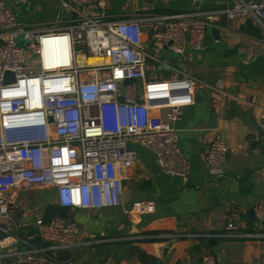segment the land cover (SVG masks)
Listing matches in <instances>:
<instances>
[{"label": "built area", "instance_id": "built-area-1", "mask_svg": "<svg viewBox=\"0 0 264 264\" xmlns=\"http://www.w3.org/2000/svg\"><path fill=\"white\" fill-rule=\"evenodd\" d=\"M71 18L57 17L47 26H24L0 0V264H57L55 254L109 241L205 238H264L244 234L228 224L219 235H142L78 239V227L67 217L35 218L32 237L8 227L20 211L23 190L53 189L64 209L120 207L123 178L132 168L138 143L151 152L160 172L188 181V160L179 145L175 124L195 103V80L188 76L148 79V48L182 55L203 46L206 30L218 16L251 19L264 35V0H233L219 14L189 13L120 21L90 16L105 9L104 0H59ZM152 47L145 46L144 32ZM154 46V47H153ZM90 58L107 64L88 65ZM160 62V61H158ZM161 63V62H160ZM11 73L13 81L6 82ZM222 90L221 82L214 86ZM229 147L215 136L205 160L210 175L222 176ZM152 202L134 204L131 213L150 212ZM253 213L264 223V198ZM48 243V246L43 245ZM200 264H217L207 254Z\"/></svg>", "mask_w": 264, "mask_h": 264}, {"label": "crops", "instance_id": "crops-1", "mask_svg": "<svg viewBox=\"0 0 264 264\" xmlns=\"http://www.w3.org/2000/svg\"><path fill=\"white\" fill-rule=\"evenodd\" d=\"M2 1L24 26H47L57 17L71 18V13L59 0ZM104 1L105 9L90 7L88 15H104L108 20L120 21L189 13L197 7L203 15L219 14L233 2ZM205 5L218 8L202 9ZM243 22L218 16L206 30L202 48L186 50L181 57H176L174 67L166 63L168 51L158 46H153L152 50L148 48V54L161 63L147 60L168 68L173 74L149 79L173 78L175 73V77L188 76L196 82L195 103L183 110L174 126L178 145L188 160V181L163 174L151 152L138 143L130 144L136 159L123 178L121 206L75 210L72 220L78 227V239L114 240L138 237L147 232L219 235L225 233L230 223L240 233L264 234V225L256 221L253 213L255 204L264 198V38L241 33L238 28ZM212 28L218 30V37L213 35ZM148 34L144 32V45L152 47ZM217 82L222 84L221 91L214 89ZM217 135L229 147L222 176L210 175L205 160L209 144ZM144 202L153 203L150 212L131 213L134 204ZM19 213L8 227L36 243L31 233L32 222L28 220L32 216ZM214 241L216 243L212 244ZM169 244L170 248L162 257V250ZM131 248L140 249L161 264H200L207 254L212 255L217 264H264V238L221 237L179 238L169 242L161 239L155 242L109 241L75 250L73 258L58 259L57 264H141L129 253Z\"/></svg>", "mask_w": 264, "mask_h": 264}, {"label": "rangeland", "instance_id": "rangeland-1", "mask_svg": "<svg viewBox=\"0 0 264 264\" xmlns=\"http://www.w3.org/2000/svg\"><path fill=\"white\" fill-rule=\"evenodd\" d=\"M168 58L166 59L167 65L173 66L176 56L174 53L168 51ZM174 67V66H173ZM147 68V78L149 79L151 76H170L172 72L166 67H160L157 63H154L150 60L146 61ZM173 75V74H172ZM175 77V73L174 76ZM181 77V76H177ZM168 79V78H167ZM24 199H21L23 198ZM26 197V198H25ZM28 198V199H27ZM56 192L53 189H35V190H23L18 193V198L16 199L17 204L20 208L19 215L26 214L28 220L32 222V225L35 221V216H40L44 212V208L46 205L53 203L55 204ZM14 219V218H13Z\"/></svg>", "mask_w": 264, "mask_h": 264}, {"label": "water", "instance_id": "water-1", "mask_svg": "<svg viewBox=\"0 0 264 264\" xmlns=\"http://www.w3.org/2000/svg\"><path fill=\"white\" fill-rule=\"evenodd\" d=\"M218 7L216 6H203L202 9H205V10H209V9H217ZM238 30L241 32V33H244L246 35H249L251 37H254V38H258V39H263L264 38V35L262 34V32L260 31L259 27L254 25V23L252 22L251 19H245L243 24H241L238 28ZM213 35L215 37H218V30L216 28H212L211 29ZM174 55L176 57H181L180 54H176L174 53ZM5 81L6 82H10V81H13V75L11 73H6L5 74ZM75 210L74 209H68V213H67V218L70 220V221H73L72 218H73V214H74ZM264 225V223H262ZM32 233V232H31ZM216 241L212 242V244H215ZM43 245L45 246H48L49 244L48 243H44ZM171 244H169L167 247H165L163 250H162V257L165 256L167 250L170 248ZM56 258L59 259V260H64V259H68L70 257V253L68 251H63V252H58L55 254ZM7 264V263H6ZM158 264H161V261H158Z\"/></svg>", "mask_w": 264, "mask_h": 264}, {"label": "trees", "instance_id": "trees-1", "mask_svg": "<svg viewBox=\"0 0 264 264\" xmlns=\"http://www.w3.org/2000/svg\"><path fill=\"white\" fill-rule=\"evenodd\" d=\"M67 209L61 208L56 204L50 203L45 206L42 214L43 220L46 222L54 216L67 217ZM144 235H155V232H147ZM146 241L155 242L157 239H148ZM210 243V242H209ZM207 243V246L210 244ZM132 256H135L141 264H157L158 260L138 248H131L129 252Z\"/></svg>", "mask_w": 264, "mask_h": 264}, {"label": "bare ground", "instance_id": "bare-ground-1", "mask_svg": "<svg viewBox=\"0 0 264 264\" xmlns=\"http://www.w3.org/2000/svg\"><path fill=\"white\" fill-rule=\"evenodd\" d=\"M86 62L88 65H100V64H107L108 60L98 59V58H90Z\"/></svg>", "mask_w": 264, "mask_h": 264}]
</instances>
